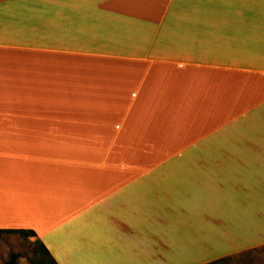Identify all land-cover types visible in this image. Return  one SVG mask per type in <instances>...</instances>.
Segmentation results:
<instances>
[{
	"label": "crops",
	"instance_id": "0c3cea01",
	"mask_svg": "<svg viewBox=\"0 0 264 264\" xmlns=\"http://www.w3.org/2000/svg\"><path fill=\"white\" fill-rule=\"evenodd\" d=\"M249 199L264 0H0V230L58 264H161L184 217Z\"/></svg>",
	"mask_w": 264,
	"mask_h": 264
},
{
	"label": "rangeland",
	"instance_id": "374dc122",
	"mask_svg": "<svg viewBox=\"0 0 264 264\" xmlns=\"http://www.w3.org/2000/svg\"><path fill=\"white\" fill-rule=\"evenodd\" d=\"M219 211L214 222L184 217L181 231L169 232L161 264H264V203L249 199L241 208ZM12 252L20 253L19 264H37L38 259L50 264L36 241L18 233L1 234L0 264H6ZM150 259L144 258L145 264H155Z\"/></svg>",
	"mask_w": 264,
	"mask_h": 264
},
{
	"label": "trees",
	"instance_id": "16d2710c",
	"mask_svg": "<svg viewBox=\"0 0 264 264\" xmlns=\"http://www.w3.org/2000/svg\"><path fill=\"white\" fill-rule=\"evenodd\" d=\"M5 233H18L26 238L36 235V233L32 230H0V235L5 234ZM36 243H38L40 249L49 258L50 264H58L57 261L54 259V257L49 252V250L46 248V246L41 241L37 240ZM20 256H21L20 253L12 252L6 264H19ZM36 263L40 264L39 259L37 260Z\"/></svg>",
	"mask_w": 264,
	"mask_h": 264
}]
</instances>
